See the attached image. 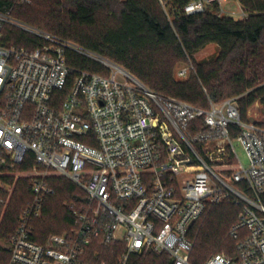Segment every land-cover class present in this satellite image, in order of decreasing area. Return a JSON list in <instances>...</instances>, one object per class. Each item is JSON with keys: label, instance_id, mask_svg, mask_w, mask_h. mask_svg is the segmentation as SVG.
<instances>
[{"label": "built area", "instance_id": "1", "mask_svg": "<svg viewBox=\"0 0 264 264\" xmlns=\"http://www.w3.org/2000/svg\"><path fill=\"white\" fill-rule=\"evenodd\" d=\"M186 1L174 7L176 0H159L169 20L171 10L249 19L240 0ZM9 26L40 44L5 45ZM69 52L105 73H75ZM194 71L189 63L178 76L185 79ZM259 88L264 90V83ZM246 95L220 103L208 99L207 109L163 96L108 58L0 11V224L13 173L32 172V201L8 242L9 264H93L94 240L124 245L117 264L144 254L193 264V226L210 207L224 203L240 207L230 232L235 248L204 264H264V94L253 104L261 108V118L248 115L253 105L243 116L240 100ZM235 143L245 151L247 165ZM52 175L70 179L87 202L75 210L69 233L39 244L34 223L44 217L54 193Z\"/></svg>", "mask_w": 264, "mask_h": 264}, {"label": "trees", "instance_id": "2", "mask_svg": "<svg viewBox=\"0 0 264 264\" xmlns=\"http://www.w3.org/2000/svg\"><path fill=\"white\" fill-rule=\"evenodd\" d=\"M240 2L249 13L245 21L209 12L184 16L173 10L169 20L159 0H32V5L25 6L0 0V11L11 12L28 24L42 26L49 31L46 33L108 58L163 96L207 109L208 99L220 103L247 94L240 100L246 117L248 109L264 94L259 88L264 83V0ZM187 3L176 0L174 7ZM3 42L17 48L40 44L39 39L12 26L6 27ZM213 44L219 48L216 59L195 64L186 81L175 79L177 63L188 62ZM68 62L75 73H105L99 64L72 52ZM49 184L54 193L45 204L44 217L34 223L33 239L39 244H45L51 235L69 233L75 210L87 202L86 193L62 177L52 176ZM67 199L71 204H63ZM260 199L264 205V192ZM31 201L27 180H20L0 224V240L9 241L15 234L19 218ZM239 215L240 207L233 203L206 211L190 232L193 264H204L214 255L234 250L230 232ZM123 253V244H103L101 240H94L90 249L93 264H117ZM9 262L10 253L0 248V264ZM131 264H171V259L144 254L133 258Z\"/></svg>", "mask_w": 264, "mask_h": 264}, {"label": "rangeland", "instance_id": "3", "mask_svg": "<svg viewBox=\"0 0 264 264\" xmlns=\"http://www.w3.org/2000/svg\"><path fill=\"white\" fill-rule=\"evenodd\" d=\"M29 5H32V4H29ZM211 9H212L211 7H208V10H211ZM12 17H13L14 20H16L18 22H21L23 24H26V25H28V26H30L32 28H35V29H38V30H41V31H44V32L45 31L46 32H49L48 30L44 29L42 26L35 25V24H28L27 22L18 19L13 14H12ZM18 30H20V29H18ZM218 53H219L218 46L213 44V45H209L206 48L200 50L197 54L194 55V57H192V58L191 57L190 58L188 57L189 58V61L188 62H185L184 61V62L177 63L176 66H175V71H174V77H175V79L177 81H186V80L190 79V77L192 76L193 72L187 78L180 79L179 76H178V73L180 72V70L183 69V68H185V67H187L189 65V63L190 64H193V66L195 67V64L212 61V60H214V59L217 58ZM259 113H261V108L258 107V106H256V105H253V107L250 108L248 115H250L252 117H258L257 115H259ZM259 118H261V115H259ZM235 147H236V150H237V152H238V154H239V156L241 158V161L243 162L244 165H247L248 164V159H247V156H246L245 151L243 150V148L238 143H235ZM31 176H32V172H30V171H28V172L16 171V172L13 173V177L10 180L11 181V193L9 195V203L11 202V199H12V197L14 195V192H15V189H16V185L18 184V182L20 180L21 181L22 180H27L28 187H29ZM52 176H58V175H52ZM58 177H62V176H58ZM62 178L70 181V179H68V178H65V177H62ZM70 182H72V181H70ZM78 189L79 190H82L79 187H78ZM63 204H67V205L68 204H71L70 203V199L69 200L68 199L67 200H64ZM118 236L120 237L121 236V233ZM8 242L9 241L0 240V248H2V249H4V250L7 251Z\"/></svg>", "mask_w": 264, "mask_h": 264}]
</instances>
